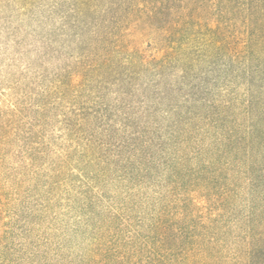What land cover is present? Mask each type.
<instances>
[{
    "label": "trees",
    "instance_id": "obj_1",
    "mask_svg": "<svg viewBox=\"0 0 264 264\" xmlns=\"http://www.w3.org/2000/svg\"><path fill=\"white\" fill-rule=\"evenodd\" d=\"M0 264H264V0H0Z\"/></svg>",
    "mask_w": 264,
    "mask_h": 264
}]
</instances>
